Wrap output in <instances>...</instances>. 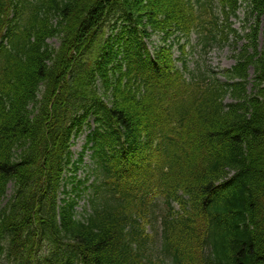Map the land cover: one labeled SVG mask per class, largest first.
Instances as JSON below:
<instances>
[{
	"label": "trees",
	"instance_id": "16d2710c",
	"mask_svg": "<svg viewBox=\"0 0 264 264\" xmlns=\"http://www.w3.org/2000/svg\"><path fill=\"white\" fill-rule=\"evenodd\" d=\"M0 264H264V0H0Z\"/></svg>",
	"mask_w": 264,
	"mask_h": 264
},
{
	"label": "rangeland",
	"instance_id": "374dc122",
	"mask_svg": "<svg viewBox=\"0 0 264 264\" xmlns=\"http://www.w3.org/2000/svg\"><path fill=\"white\" fill-rule=\"evenodd\" d=\"M240 43L239 46H241ZM212 64L216 65L217 63L219 64L220 67H228L231 65V60H230V56H229V52L227 51H223V52H217V53H213L212 54ZM77 149V147L75 148Z\"/></svg>",
	"mask_w": 264,
	"mask_h": 264
}]
</instances>
